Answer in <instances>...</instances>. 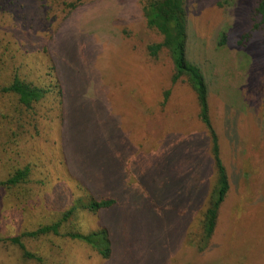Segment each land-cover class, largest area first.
I'll return each instance as SVG.
<instances>
[{
    "label": "rangeland",
    "instance_id": "374dc122",
    "mask_svg": "<svg viewBox=\"0 0 264 264\" xmlns=\"http://www.w3.org/2000/svg\"><path fill=\"white\" fill-rule=\"evenodd\" d=\"M144 1L80 0L62 14L51 12V0L0 5V84L13 71L44 80L52 65L63 90L61 110L52 99L18 110L21 141L0 132V181L29 168L25 182L0 186V264H264V29H253L260 0H186V59L205 78L229 179L203 252L195 244L215 180L211 137L185 79L171 83L167 51L149 55L162 37L146 25ZM12 102L0 97L2 124ZM103 198L114 205L77 209L57 235H23L59 222L73 201ZM100 228L107 260L66 236Z\"/></svg>",
    "mask_w": 264,
    "mask_h": 264
},
{
    "label": "trees",
    "instance_id": "16d2710c",
    "mask_svg": "<svg viewBox=\"0 0 264 264\" xmlns=\"http://www.w3.org/2000/svg\"><path fill=\"white\" fill-rule=\"evenodd\" d=\"M11 1L0 0V5L2 3L6 5L7 2L11 4ZM76 2H80V0H51V7L54 8L51 12L56 10L57 14L69 13L79 5ZM141 9L146 25L162 37L160 43L148 47L149 55L155 57L161 50L167 51L173 65L171 83L174 84L181 78L185 79L196 95L199 107L198 117L211 137L210 152L215 180L208 195L206 208L203 211L201 235L195 244L196 250L203 252L208 248V243L216 226L218 211L228 193L229 179L219 156L217 138L209 118L208 88L205 78L199 67L188 62L186 59V0H145L142 3ZM254 18L253 29H264V0H260L257 3L254 9ZM9 78L7 83L0 84V97L4 100L6 97L13 99L12 104L3 107L7 112L5 116L8 122L2 124L3 119H0V132L6 135V139L9 142L15 139H20L21 141L24 138L25 127L22 118L19 117L20 112L18 110L33 112L37 106L48 99H52L51 104H56L58 110H61L63 107V90L55 73V67L52 65L46 67L45 79L41 81L28 80L15 71L11 73ZM52 107L53 105H49V110H52ZM48 113L45 112V115ZM11 124L15 125L13 132ZM28 175L29 168L27 166L23 169H17L8 178L0 181V186L10 189L25 182ZM113 205L114 200L109 198H103L100 201L90 199L85 205H80V201L76 200L72 202L71 208L63 215L59 222L51 226H42L33 232L23 235L27 237H38L49 233L57 235L61 221H66L70 214L74 213L77 209L81 208L96 214L102 209L111 208ZM66 236L70 239H78L80 242H83L93 249L102 260L110 258V241L107 230L100 228L84 236L78 233H68ZM18 238H12L11 242L22 248V244ZM26 255L32 257L29 253H26Z\"/></svg>",
    "mask_w": 264,
    "mask_h": 264
}]
</instances>
